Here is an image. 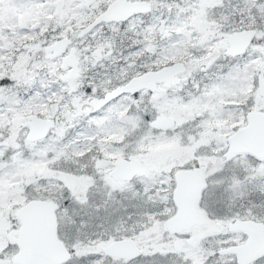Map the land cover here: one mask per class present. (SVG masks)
<instances>
[{
	"label": "snow or ice",
	"instance_id": "snow-or-ice-1",
	"mask_svg": "<svg viewBox=\"0 0 264 264\" xmlns=\"http://www.w3.org/2000/svg\"><path fill=\"white\" fill-rule=\"evenodd\" d=\"M0 264H264V0H0Z\"/></svg>",
	"mask_w": 264,
	"mask_h": 264
}]
</instances>
